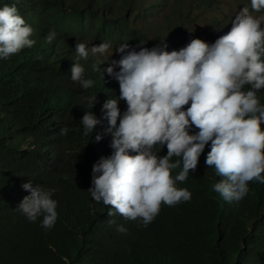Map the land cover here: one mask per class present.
<instances>
[{
	"label": "trees",
	"instance_id": "16d2710c",
	"mask_svg": "<svg viewBox=\"0 0 264 264\" xmlns=\"http://www.w3.org/2000/svg\"><path fill=\"white\" fill-rule=\"evenodd\" d=\"M239 2L248 5V0ZM223 3L0 0V7L15 4L35 40L31 48L0 59V264H64L62 257L70 264H264V184L249 182L247 196L238 203L223 200L212 189L221 177L204 163L209 145L196 170L177 182L192 193L191 200L162 204L147 227L119 214L109 216L112 206L94 201L88 191L93 163L111 154L102 105L119 96V83L103 75L107 62L94 70L97 58L78 57L76 43L107 42L113 48L166 43L168 51L193 38L212 43L231 29L237 13L222 8ZM50 32L56 34L51 43ZM119 58L114 51L110 60ZM74 61L93 81L88 90L70 79ZM94 94L92 111L100 123L85 135L80 119L91 111ZM257 94L264 104V88ZM119 107L123 112L127 105L120 100ZM63 128L69 129L66 135ZM155 150L161 156L167 153L166 146ZM29 181L56 189L58 216L49 230L41 227L42 217L30 222L17 208L29 194L22 188ZM118 225L127 233L118 232Z\"/></svg>",
	"mask_w": 264,
	"mask_h": 264
},
{
	"label": "clouds",
	"instance_id": "9594fccd",
	"mask_svg": "<svg viewBox=\"0 0 264 264\" xmlns=\"http://www.w3.org/2000/svg\"><path fill=\"white\" fill-rule=\"evenodd\" d=\"M262 12L264 0H248L226 34L212 43L193 38L179 50L168 51L166 43L137 46L139 50L128 43L114 48L107 42L76 43L78 57L97 58L94 70L107 62L103 75L106 72L119 83V96L102 105L111 154L93 163L88 189L94 201L112 206L109 216L119 214L147 227L162 204L190 201L192 193L177 182L196 170L206 145L210 150L204 163L221 177L212 189L223 200L238 203L247 196L249 182L264 184V104L257 94L264 88V15H254ZM33 31L15 4L0 7V59L31 48ZM55 36L50 32L48 42ZM114 51L120 54L118 60H110ZM69 71L82 90L92 86L78 62ZM95 99L94 94L91 111L80 119L85 135L100 123L92 111ZM120 100L127 105L123 112ZM192 127L198 131L190 132ZM68 131L63 128L61 134ZM101 139L100 134L95 136L96 141ZM157 146L160 151L166 146V155H159ZM22 188L29 194L18 210L30 222L42 217L45 230L53 228L58 216L56 189L30 181ZM117 231L126 234L127 228L118 225Z\"/></svg>",
	"mask_w": 264,
	"mask_h": 264
},
{
	"label": "rangeland",
	"instance_id": "374dc122",
	"mask_svg": "<svg viewBox=\"0 0 264 264\" xmlns=\"http://www.w3.org/2000/svg\"><path fill=\"white\" fill-rule=\"evenodd\" d=\"M222 2H224L222 4V8H224L225 10H233L235 12H238V10L240 9V7L244 6L241 2H239V0H222ZM242 5H240V4ZM254 15H264L263 13H254ZM199 25L202 24L201 20H199Z\"/></svg>",
	"mask_w": 264,
	"mask_h": 264
}]
</instances>
